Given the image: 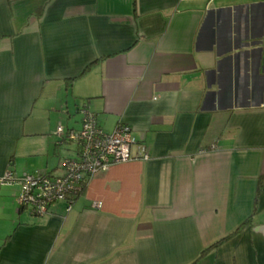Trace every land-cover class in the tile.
I'll return each instance as SVG.
<instances>
[{
  "label": "crops",
  "instance_id": "crops-1",
  "mask_svg": "<svg viewBox=\"0 0 264 264\" xmlns=\"http://www.w3.org/2000/svg\"><path fill=\"white\" fill-rule=\"evenodd\" d=\"M82 109L151 159L6 217ZM0 264H264V0H0Z\"/></svg>",
  "mask_w": 264,
  "mask_h": 264
},
{
  "label": "built area",
  "instance_id": "built-area-1",
  "mask_svg": "<svg viewBox=\"0 0 264 264\" xmlns=\"http://www.w3.org/2000/svg\"><path fill=\"white\" fill-rule=\"evenodd\" d=\"M81 112L79 131L65 133L62 125L57 128V135H65V141L79 148L77 156L64 158L62 174L45 171L17 176L9 171L2 177L3 185L20 186L18 205L34 217L46 216L58 203H66L70 210L88 183L114 165L151 159L148 149L133 136L131 127L120 124L113 133H106L95 114L87 109Z\"/></svg>",
  "mask_w": 264,
  "mask_h": 264
},
{
  "label": "rangeland",
  "instance_id": "rangeland-1",
  "mask_svg": "<svg viewBox=\"0 0 264 264\" xmlns=\"http://www.w3.org/2000/svg\"><path fill=\"white\" fill-rule=\"evenodd\" d=\"M80 120H81V117L78 116V119H77V124L80 123ZM56 132H57V128L55 129ZM23 174H20L18 176H22ZM3 185V184H2ZM3 186H6V187H11L13 190H18L19 192V195L18 193H12L13 190L11 189V191H9L7 194L4 195V199L6 200V204H7V207L9 208L8 212H6V217H9V215H13L15 218L19 217V214L17 213V210L19 209V205H18V198L20 197V193H21V189H20V186L18 184H15V185H3ZM18 195V196H17ZM1 198H3V195L1 196ZM56 205V204H55ZM23 217H29L30 216V213L28 211H25L23 214H22Z\"/></svg>",
  "mask_w": 264,
  "mask_h": 264
},
{
  "label": "trees",
  "instance_id": "trees-1",
  "mask_svg": "<svg viewBox=\"0 0 264 264\" xmlns=\"http://www.w3.org/2000/svg\"><path fill=\"white\" fill-rule=\"evenodd\" d=\"M249 222V221H248Z\"/></svg>",
  "mask_w": 264,
  "mask_h": 264
}]
</instances>
